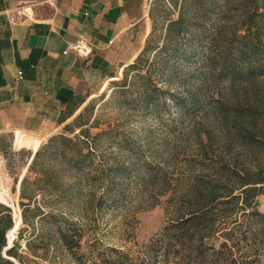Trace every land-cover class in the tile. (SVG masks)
<instances>
[{"label": "rangeland", "instance_id": "rangeland-1", "mask_svg": "<svg viewBox=\"0 0 264 264\" xmlns=\"http://www.w3.org/2000/svg\"><path fill=\"white\" fill-rule=\"evenodd\" d=\"M134 3L140 13L114 50L110 68L93 70L80 84L86 99L67 120L43 133L39 117L20 108L4 110L0 200L11 205L15 224L21 217L20 181L25 174L35 175L28 170L35 150L31 141L17 140L18 130L25 140L39 139L41 146L54 133H79L81 127L70 132L64 126L80 111L77 122L97 123L92 133L105 129L90 137L93 147L82 162L83 173L73 166L75 158L69 160L74 144L69 143L66 154L63 143L41 152L36 168L46 169L64 187L39 194L45 210L56 216L39 224V237L32 242L35 250L47 244L43 252H33L21 238L26 264H123L126 253L134 264H150L149 257L142 260L143 253L152 254V237L185 209L189 193H207V180L230 179L225 164L251 166L264 160V55L243 52L237 38L253 0ZM181 13L182 34L177 26L168 32L170 21ZM261 25L264 39V18ZM149 41L155 49L146 48ZM140 54L151 63L152 79L129 66ZM145 91L152 93L149 103ZM244 126L254 128L262 142L241 137ZM258 203L264 210V193ZM63 217L86 232L83 248L74 254L52 223ZM19 226L10 243L7 232V246L17 241Z\"/></svg>", "mask_w": 264, "mask_h": 264}, {"label": "trees", "instance_id": "trees-1", "mask_svg": "<svg viewBox=\"0 0 264 264\" xmlns=\"http://www.w3.org/2000/svg\"><path fill=\"white\" fill-rule=\"evenodd\" d=\"M249 19L240 28L243 32L237 34L242 41L241 50L250 55L257 56L259 52L264 55V39L261 35V19L264 18V0H253ZM178 27L182 34L184 27V14L181 13L169 23ZM156 47L147 44V49ZM148 57L138 55L129 64L132 68L145 70V74L152 79L148 70ZM264 70V68H262ZM261 72V68H260ZM152 85L158 88V81L152 80ZM152 93L145 91L147 103ZM80 93L72 96L66 107L61 110L58 122L67 120L85 101ZM82 115L80 111L73 121L65 124V131H74L75 126L81 127L79 133L74 135L65 132L54 133L48 140L35 151L28 170L35 174H25L20 183L19 203L21 206V223L19 235L14 244L7 246V232L15 226L12 207L0 200V264H26L25 255L21 248V238H26V244L33 252H43L47 244H41L35 250L32 242L39 237L38 226L45 223L50 215L55 213L46 211L39 199V194L46 190L50 192L62 191L64 182H58L47 176L44 168H36V163L44 149H58V143L69 145L72 150L69 160L75 158L74 167L83 173L85 166L82 164L86 156L92 151L90 137L95 138L101 129L95 133L90 130L97 123L90 119L77 122ZM247 130V132H244ZM241 137H247L250 142L257 144L263 137L254 128L244 126L238 132ZM80 136H83L81 138ZM25 151V149H23ZM31 155V154H29ZM223 168L231 169L230 179L213 183L211 180L203 182L207 193H189L190 199L184 201L185 209L166 223L151 239L152 254L143 253L142 260L148 258L150 264H264V210L258 207V196L264 193V160L248 166L240 164H225ZM226 171V170H225ZM224 171V172H225ZM47 177V180H45ZM228 180H234L229 183ZM19 181L15 177L14 187ZM58 194V193H57ZM58 239L73 254L84 246L86 232L80 229L79 224L68 217L52 221ZM148 247V246H147ZM149 251V250H148ZM6 252V253H5ZM123 264H134V258L129 253L125 254ZM15 259H13V258ZM16 260L19 262L17 263ZM72 264V263H66Z\"/></svg>", "mask_w": 264, "mask_h": 264}, {"label": "crops", "instance_id": "crops-1", "mask_svg": "<svg viewBox=\"0 0 264 264\" xmlns=\"http://www.w3.org/2000/svg\"><path fill=\"white\" fill-rule=\"evenodd\" d=\"M139 13L134 0H0V120L20 108L50 133L89 74L110 68Z\"/></svg>", "mask_w": 264, "mask_h": 264}, {"label": "bare ground", "instance_id": "bare-ground-1", "mask_svg": "<svg viewBox=\"0 0 264 264\" xmlns=\"http://www.w3.org/2000/svg\"><path fill=\"white\" fill-rule=\"evenodd\" d=\"M104 88H105V87H104ZM17 140H18L20 143H24V142L26 143V141H31V146H32V148H33L35 151L39 148V145H40V141H39L38 139L25 140V139H24V136H23L21 133H19V132H18V134H17ZM20 222H21V217L19 216V217L17 218V222H16L14 228L11 229V230L9 231V238H10L9 243L12 241V234H11V233H12L14 230H16V228L19 226Z\"/></svg>", "mask_w": 264, "mask_h": 264}, {"label": "built area", "instance_id": "built-area-1", "mask_svg": "<svg viewBox=\"0 0 264 264\" xmlns=\"http://www.w3.org/2000/svg\"><path fill=\"white\" fill-rule=\"evenodd\" d=\"M17 76L19 78H23L24 77V70L23 69H18Z\"/></svg>", "mask_w": 264, "mask_h": 264}, {"label": "water", "instance_id": "water-1", "mask_svg": "<svg viewBox=\"0 0 264 264\" xmlns=\"http://www.w3.org/2000/svg\"><path fill=\"white\" fill-rule=\"evenodd\" d=\"M7 247H8V246H6V247H5V249H6ZM5 253H6V252H5ZM11 258H13V257H11ZM13 259H15V258H13ZM16 262L18 263V261H17V260H16Z\"/></svg>", "mask_w": 264, "mask_h": 264}]
</instances>
